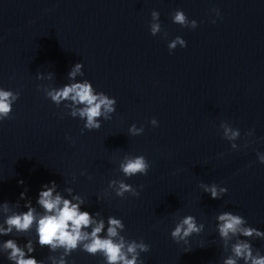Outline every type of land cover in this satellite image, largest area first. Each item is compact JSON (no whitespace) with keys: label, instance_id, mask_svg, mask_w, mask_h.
<instances>
[{"label":"water","instance_id":"water-1","mask_svg":"<svg viewBox=\"0 0 264 264\" xmlns=\"http://www.w3.org/2000/svg\"><path fill=\"white\" fill-rule=\"evenodd\" d=\"M153 10L162 27L156 36ZM176 10L198 27L173 23ZM177 36L187 47L170 54ZM78 62L83 75L71 80ZM84 79L117 105L99 130L82 134L84 121L70 115V102L56 105L46 93ZM0 88L20 93L0 121V225L26 211L28 200L42 214L39 191L54 181L61 196H79L82 211L105 221L102 235L113 216L127 240L149 245L143 264H223L238 239L219 236L216 217L224 211L264 231V164L257 157L264 153V0H0ZM225 122L240 130L237 140L223 138ZM132 124L143 134L130 135ZM138 155L150 165L147 175L125 177L120 163ZM112 180L140 195L118 197ZM201 183L228 191L212 199ZM186 215L204 229L177 244L170 233ZM7 239L21 247L31 240L42 264L61 257L66 264H105L80 248L65 256L63 248L40 247L35 224L0 236V264H12ZM243 239L264 255V239Z\"/></svg>","mask_w":264,"mask_h":264},{"label":"clouds","instance_id":"clouds-1","mask_svg":"<svg viewBox=\"0 0 264 264\" xmlns=\"http://www.w3.org/2000/svg\"><path fill=\"white\" fill-rule=\"evenodd\" d=\"M217 17L220 16L218 9H213ZM172 21L181 27H189L195 29L198 27L196 20H189L182 10H176L172 13ZM152 22L150 23V33L153 36L162 32V27L159 22L160 13L156 10L151 12ZM215 23V20L212 21ZM167 33L164 32V38H167ZM177 46L181 48L187 47V42L180 36L175 37L169 44L168 49L171 54ZM83 64L78 62L74 65L72 71L68 73L71 80H74L77 73L81 72ZM42 77L41 73H37V79ZM19 92L4 90L0 88V121L10 117L13 111V104L19 99ZM47 98L54 104L60 105L64 102L66 107H71L70 115L75 118L79 117L84 121L81 133L84 130L88 131L99 130L101 128V118L104 120L111 119L112 113L116 111L117 100L114 97H109L104 92H97L92 83L84 79L82 82H73L65 84L60 88H52L48 90ZM150 123L157 126L158 122L153 118ZM220 127L223 130V138L229 142L235 141L240 137V130L233 128L228 123H222ZM128 132L130 135L138 136L143 134L144 128L137 127L132 124ZM247 135L251 136L252 132ZM232 149H236L237 145L231 143ZM260 163L264 164V153H257ZM149 163L143 155L126 156L119 165V170L125 177H132L137 174L147 175ZM22 184L23 181H20ZM110 187H115L116 195L123 198L125 193L132 196H139L140 192L132 185L125 183L123 180H112L109 182ZM141 189L143 185L139 186ZM200 187L204 192L210 194L212 199H219L227 193L226 187H221L215 183L205 185L201 183ZM71 192V189H68ZM26 192L20 194L21 199H26ZM55 193V194H54ZM75 201V202H73ZM36 203L43 210L42 214L37 212V209L32 206L28 200L24 207L26 211L13 213L6 217L4 225H0V236H9L15 232L24 233L32 229L35 224V232L37 234L36 243L40 247H47L50 251H56L58 248L64 249V255H71L77 248L87 252L90 255H101L104 258L105 264H143L139 259L142 252L149 251V245L143 241L127 240L121 231L125 229L123 221L119 218L109 216L107 218V228L105 233V221L97 220L88 211H82L81 205L84 201L79 196H74L72 199H67L61 196L56 191L55 182L42 185V190L39 191ZM5 212L8 210L7 203L4 205ZM99 216V213L96 214ZM218 224L219 236L225 240L231 236L238 237L236 243L232 245L233 255L224 260L223 264H237V260L243 261V264H264V255L257 253L253 254V246L248 239L258 237L264 239V231L258 230L255 227L249 226L246 219L240 214H233L229 211L221 212L216 217ZM90 229V231H88ZM204 229V224L197 223L196 217L192 215L183 216L176 224L170 235L177 244L183 241L188 243V238L193 233L199 234ZM243 237V238H241ZM3 250L7 254V259L12 264H42V261L35 258L33 253L35 247L32 241L29 240L21 247L16 239H7L3 243ZM57 264H66L64 257Z\"/></svg>","mask_w":264,"mask_h":264}]
</instances>
